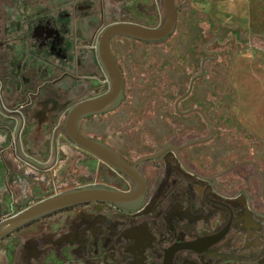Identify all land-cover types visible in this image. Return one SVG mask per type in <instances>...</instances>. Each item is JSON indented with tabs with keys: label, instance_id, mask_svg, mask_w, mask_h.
<instances>
[{
	"label": "flooded vegetation",
	"instance_id": "1",
	"mask_svg": "<svg viewBox=\"0 0 264 264\" xmlns=\"http://www.w3.org/2000/svg\"><path fill=\"white\" fill-rule=\"evenodd\" d=\"M175 3L174 34L183 12L186 26L197 31L203 16L213 34L200 63L195 32L192 58L177 64L191 68L189 82L169 75L174 34L157 43L115 37L124 98L78 123L135 166L141 201L130 209L89 202L33 221L0 241V264H264V154L222 155L213 145L218 106L197 83L218 58L210 49L216 21ZM163 19L162 0H0V222L71 188L136 189L134 178L75 145L63 126L73 105L111 89L98 57L104 29L155 28ZM212 129L214 137L198 142Z\"/></svg>",
	"mask_w": 264,
	"mask_h": 264
},
{
	"label": "rangeland",
	"instance_id": "2",
	"mask_svg": "<svg viewBox=\"0 0 264 264\" xmlns=\"http://www.w3.org/2000/svg\"><path fill=\"white\" fill-rule=\"evenodd\" d=\"M181 1L190 2L206 13L210 12L216 21L218 40L210 49L216 50L218 58L210 65L206 63L209 75L197 83V89L215 99L218 106V133L213 145L222 155L232 153L239 157H249L253 152L264 154V140L244 129L239 118L243 92L246 91L247 84L251 83L250 90L259 97L254 98L250 112L262 114L264 123V0ZM186 18V13H180L178 31L167 43V55L169 75L178 80L184 76L187 84L192 76L191 68L178 70L177 64L182 57L186 61L192 58L189 48L195 32L199 35L200 63L205 57L203 45L213 39V34L209 33V23L206 20L203 22V16H197L199 23L201 22L199 31L186 26ZM113 41L114 39L111 42ZM202 100L204 99L201 97V103ZM202 132L204 135L208 133L207 130Z\"/></svg>",
	"mask_w": 264,
	"mask_h": 264
},
{
	"label": "water",
	"instance_id": "3",
	"mask_svg": "<svg viewBox=\"0 0 264 264\" xmlns=\"http://www.w3.org/2000/svg\"><path fill=\"white\" fill-rule=\"evenodd\" d=\"M162 2L164 19L158 27L151 28L134 23L119 22L112 23L104 29L98 41V57L110 80L111 89L103 97L73 105L68 112L63 126L68 138L75 145L104 160L127 176L134 178L137 181L136 189L130 193H122L104 186H84L62 191L2 220L0 222V241L15 230L33 221L79 204L108 202L120 208L130 209L134 206V203L141 201L145 185L135 166H131L121 156L100 141L82 134L78 129V123L83 118L115 108L124 98L123 73L110 48V41L113 38L125 36L148 43H157L166 41L174 34L177 26L178 7L175 0H162ZM214 135V129H212L210 136L200 139L198 142L207 141L214 137ZM146 158L149 157H144L143 159Z\"/></svg>",
	"mask_w": 264,
	"mask_h": 264
},
{
	"label": "crops",
	"instance_id": "4",
	"mask_svg": "<svg viewBox=\"0 0 264 264\" xmlns=\"http://www.w3.org/2000/svg\"><path fill=\"white\" fill-rule=\"evenodd\" d=\"M251 87V83L247 84L246 91L243 92L244 94L241 98V104L239 106V118L244 129L254 133L258 136V138L264 140V123H262L263 116L259 113L251 114L250 112V106L254 98L257 96L259 97V95L252 93L250 90Z\"/></svg>",
	"mask_w": 264,
	"mask_h": 264
}]
</instances>
